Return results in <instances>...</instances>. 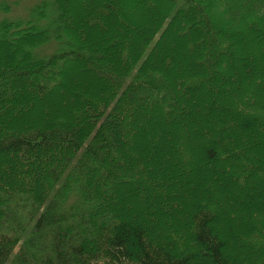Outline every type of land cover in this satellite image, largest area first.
<instances>
[{
    "label": "trees",
    "instance_id": "1",
    "mask_svg": "<svg viewBox=\"0 0 264 264\" xmlns=\"http://www.w3.org/2000/svg\"><path fill=\"white\" fill-rule=\"evenodd\" d=\"M81 1L53 0L46 27L0 26V264H264V0H139L130 18L132 0ZM220 84L237 115L221 118ZM32 102L39 117L12 116Z\"/></svg>",
    "mask_w": 264,
    "mask_h": 264
},
{
    "label": "rangeland",
    "instance_id": "2",
    "mask_svg": "<svg viewBox=\"0 0 264 264\" xmlns=\"http://www.w3.org/2000/svg\"><path fill=\"white\" fill-rule=\"evenodd\" d=\"M132 1L134 2V4L132 6L123 7V8L120 6V9L122 8L121 10L123 12H125L126 14H130L129 18L132 17L133 12L139 14L140 12H142V10H146L148 8V4H143L139 0H132ZM44 2L48 3L45 15H43L41 12H39L37 10V7L39 5H42ZM90 2H92V1H90V0H85L83 2L81 1L79 4H77L75 6L76 7L75 9L81 10L82 7H86L88 10H90V8H91L89 6ZM146 3H148V2H146ZM94 6H95V4H94ZM94 6H92V7H94ZM144 6H145V9H144ZM85 9H83V10H85ZM76 10H73V12L75 13ZM54 15H55V7L53 4V0H0V26H1L2 22H4V21H11L14 23H20L22 26H26L28 24H35L38 27H46V26L51 25V20H52ZM224 17L227 18V15ZM82 23L83 22H81V24ZM230 24H231L230 26H232L233 28L238 27L237 25H235V23H232L231 20H230ZM127 25H128V21H127ZM131 27H132V30H136V29L140 28L139 26H135V25H133V26L131 25ZM1 32H2V29H0V33ZM241 34H242V36L246 37L247 39L245 38L243 40V44L238 42L234 46V50L236 51V53L242 52L244 50V48H246V46L250 47L248 45V41H250V39H251L250 33L242 32ZM181 44H183V47H181ZM179 46H180L179 47L180 51L178 54H180V56L182 57V60L183 59L188 60L192 51L190 50L188 52V48H187L184 40H182V39L180 40ZM60 47H61V45H60L59 40L57 38H55L54 36H52L48 41L36 46L35 51L39 55L47 56V55H50V54L58 51V49ZM251 47H252V45H251ZM261 52H262V55H264L263 50H261ZM245 55L248 56V55H250V53L247 52ZM253 55L257 56V52H256V54L253 52ZM181 57H179V58L176 57V61H178V64L181 63V60H180ZM231 58H232V56H231ZM256 58L257 57H255V59ZM260 61L261 60L259 59L258 63H255L253 65V68H260L261 67V69H264V64H262ZM232 62H233V60H232ZM254 62H255V60H254ZM239 66L241 67V65H239ZM86 72L87 71H85L83 67H80V68L79 67H77V68L72 67L69 71L70 75H72L71 76L72 79L74 78L75 82H84L85 86L90 88L91 87L90 86V83H91L90 77H92L93 74H92V71H88V73H86ZM82 77H84V78H82ZM86 77H88L89 81H87L85 79ZM230 82H233V80H231ZM27 84H28V81H27ZM68 84H69V81H68L67 85ZM247 85H248L247 82H243L242 84H239V87H240L238 89V90H240L239 93L236 92L237 88H236L235 84H228V86L227 85L223 86L220 84V85H218L219 90L217 92H216L217 89L211 88L215 92L212 91L213 93H210L209 96L214 94V93H217L215 96H217L216 102L218 104L217 107H218L219 111H221V114H220L221 118H224L230 114L237 115V113L241 112L240 110H238V108H239L238 104H239L240 99L237 96H235L236 95L235 93H238L239 96H242L244 94V92L241 90H244V88H246L245 86H247ZM251 86H253V89L256 90L258 84L255 83L254 85H251ZM28 88L30 89L32 94L36 97L37 95H35V93L32 91L30 84H28ZM198 89L199 90H197V91L199 92V94H202V93L206 94L207 91H210L208 86H204V87L198 88ZM74 91L81 92L80 89H77V88H74ZM59 92L62 94L64 92V90L60 89ZM37 98L38 97H36L34 99L36 101H39V99H37ZM49 99H50V97H48L47 101H52ZM245 100H246V98H245ZM39 103L32 102V103H29L28 105H22L20 107H14L11 114L13 117H19V115L23 112L24 114H26V116L29 113L28 117L30 119L39 117V115L42 111V108L43 109L46 108L45 105H43V104L39 105ZM191 103L193 105H196V100H193V101L191 100ZM48 108H50V107H48ZM196 110H199V107H197ZM145 114H148V117L151 118V114L148 111H146ZM167 117L168 116H165V119L167 120V122H166V120H164V123L166 125H168V127H169L171 125V123H169L170 120ZM176 122L179 123L180 122L179 119L176 120ZM139 124H142V123H139ZM149 128H150L149 126L146 127V130L148 133H149ZM250 135L252 136L253 141H260V138L256 136V133H250ZM147 138H148V135H147ZM168 139H169L168 141L171 143L172 139H170V137H168ZM132 154H134L137 157L142 156L140 154V151H138V152L134 151V152H132ZM196 156H198V154H196ZM154 158H157V157L154 156ZM165 158L168 159L170 157H169V155H167V156L165 155ZM158 181H160V178L158 179ZM169 184L171 185V181H169ZM132 187H133V183H131L129 186H127L125 188V193H130L129 191L131 190ZM132 200H133L132 203L126 202V201H125V203L122 202L123 206L126 208V210L128 209V211H131V212L133 211V213H134V212H138V210H140V208H143V204H141L142 202L140 201V199H137V198L133 199L132 198ZM180 206L181 205H179L178 208H180ZM124 218L125 219L129 218L128 220L134 219L135 221L143 222L142 218H132V216H130V212H129V214H124ZM253 243L254 244H252L253 246H251V247L254 249L255 252H258V250H262L261 248L264 249V247L260 248L259 245L257 244V242L253 241ZM200 261L202 262V261H204V259H200Z\"/></svg>",
    "mask_w": 264,
    "mask_h": 264
}]
</instances>
